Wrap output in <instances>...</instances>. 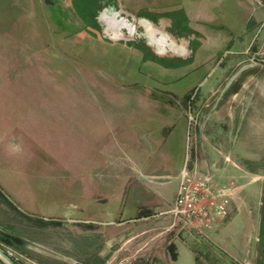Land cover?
<instances>
[{
  "label": "rangeland",
  "instance_id": "1",
  "mask_svg": "<svg viewBox=\"0 0 264 264\" xmlns=\"http://www.w3.org/2000/svg\"><path fill=\"white\" fill-rule=\"evenodd\" d=\"M238 2L0 0V249L13 262L153 264L124 261L113 252L119 231L112 238L108 231L122 202L103 194L98 180L120 185L135 177L147 180L138 171L127 180L123 174L146 160L153 161L144 170L149 174L170 158L183 168L204 169L198 160L209 146L200 135L205 113L197 109L240 46L230 41L202 61L193 56L198 41L189 26H205L202 12L214 25L236 24L247 0ZM103 12L127 23L119 39L105 33ZM141 20L183 52L160 53ZM238 153L254 160L248 165L234 160L240 172L233 179L254 199L253 233L246 234L241 216L232 211L229 224L228 214L194 238L188 255L179 251L170 264H264V152ZM216 157L206 156L210 163ZM173 175L156 177L169 204L159 216L174 206L180 179ZM74 186L84 192L76 195ZM101 201L112 204L116 217L105 213ZM214 232L220 235L216 241ZM162 245L172 259L165 236ZM88 246L93 250L82 251ZM0 264L9 263L0 257Z\"/></svg>",
  "mask_w": 264,
  "mask_h": 264
},
{
  "label": "crops",
  "instance_id": "2",
  "mask_svg": "<svg viewBox=\"0 0 264 264\" xmlns=\"http://www.w3.org/2000/svg\"><path fill=\"white\" fill-rule=\"evenodd\" d=\"M240 1L238 4H241ZM199 15L201 16L199 19L205 22V26L196 27L193 24L189 26L190 36L198 41L193 56H201L202 61H206L212 58L215 51L220 52L230 41H234L235 46H240L239 50H236L222 66L218 83L206 89L197 109L205 113L203 116L205 122L201 124V129L202 131L205 129L206 133L203 134L201 131L200 135L209 146V149L205 150V155L198 160V164L204 166V169L201 168L199 171L209 168L213 176V184L216 186L231 184L229 218L224 222L227 225L232 221L233 211V214L241 216L245 232L251 236L255 221L249 208L254 203V199L243 189L245 185H234V174L240 172L234 165V160L238 163L243 160V165H248L254 160L243 158L238 152H264V0H247L236 24L229 26L214 25L208 15H203V12ZM196 114L200 115L199 112ZM211 136L214 137L212 139L214 142H210ZM236 139L239 141L238 145ZM211 152L217 153V159L210 163L206 156H209ZM202 159L203 163H201ZM116 164L114 168L124 171L125 180L132 177L134 171H138L145 178L148 177L149 182L135 177L130 183L120 185L119 182L112 184L99 178L98 187L103 194H108L110 198H118L122 202L117 213L118 219L114 218L116 215L112 216L113 210L110 206L112 204H108V201L97 203L103 207L105 213L116 220L111 221L114 229L108 231L111 238L114 231H119V246L113 252L121 255L124 261L136 263L141 260L150 261L153 264H161L164 261L169 264L171 261L176 262L179 251L188 255L192 241L204 235V229L200 231L188 229L182 224L171 227L172 208L169 209L168 214L158 215L161 210L169 208V204L166 203L164 193L158 188L161 183H157L159 181L156 180L160 173L174 174L173 176L178 178L183 169V163L176 164L174 159L170 158L165 165L155 166L158 172L150 174L144 171L153 166V161L150 160H146L145 165L141 162L143 169L133 165L122 171V168L118 167L120 163L118 166ZM219 178H222L221 183L218 182ZM70 189H73L77 195L84 192L85 188L74 186ZM126 189L128 191L123 194ZM118 192H120L119 196ZM95 203L92 204L95 205ZM21 212L28 215L24 211ZM28 216L38 218L33 213ZM40 220L46 221L42 218ZM164 236L167 243L171 242L172 259L166 256L168 250L162 245ZM219 236V233L214 232L212 237L216 241ZM89 250H93V246H88L82 251Z\"/></svg>",
  "mask_w": 264,
  "mask_h": 264
},
{
  "label": "built area",
  "instance_id": "3",
  "mask_svg": "<svg viewBox=\"0 0 264 264\" xmlns=\"http://www.w3.org/2000/svg\"><path fill=\"white\" fill-rule=\"evenodd\" d=\"M179 179L176 200L170 211L171 227L182 224L193 230L211 229L228 215L231 184L214 185L209 168L199 171L197 168L184 167L179 173Z\"/></svg>",
  "mask_w": 264,
  "mask_h": 264
},
{
  "label": "bare ground",
  "instance_id": "4",
  "mask_svg": "<svg viewBox=\"0 0 264 264\" xmlns=\"http://www.w3.org/2000/svg\"><path fill=\"white\" fill-rule=\"evenodd\" d=\"M100 19L106 26L105 33L112 40L119 39L120 31H122V29L127 26V23L125 21L123 20L119 21L117 20L115 15L112 16V15L107 14L106 12H103L100 14ZM141 23L146 30V33H147L146 35H147L148 40L150 41V45L155 46L160 53L165 52L166 48L174 51V48L172 49V47L167 44V40H166L167 38L164 37V35L160 34V36L157 37V34L160 32H157L153 25H151L150 23H146L142 20H141ZM132 31L133 29H130V34ZM176 48L177 47H175V49ZM174 52L182 53L183 49L179 51H174Z\"/></svg>",
  "mask_w": 264,
  "mask_h": 264
},
{
  "label": "flooded vegetation",
  "instance_id": "5",
  "mask_svg": "<svg viewBox=\"0 0 264 264\" xmlns=\"http://www.w3.org/2000/svg\"><path fill=\"white\" fill-rule=\"evenodd\" d=\"M155 28V27H154ZM153 28V29H154ZM155 30L158 32L159 30H157L156 28H155ZM132 33V32H131ZM159 34V36H160V34L161 35H164V34H162L161 32L160 33H158ZM158 35H157V37H159ZM164 37H166L167 39V44L168 45H170L171 47H172V49L174 48V51H179V50H181L182 48H180L179 46H176L175 44H174V42L171 40V39H169L166 35H164ZM175 47H177L176 49H175ZM167 50H170V49H168V48H166V51ZM165 51V52H166ZM171 51V50H170Z\"/></svg>",
  "mask_w": 264,
  "mask_h": 264
},
{
  "label": "water",
  "instance_id": "6",
  "mask_svg": "<svg viewBox=\"0 0 264 264\" xmlns=\"http://www.w3.org/2000/svg\"><path fill=\"white\" fill-rule=\"evenodd\" d=\"M0 257L6 260L9 264H15L13 260L0 249Z\"/></svg>",
  "mask_w": 264,
  "mask_h": 264
},
{
  "label": "trees",
  "instance_id": "7",
  "mask_svg": "<svg viewBox=\"0 0 264 264\" xmlns=\"http://www.w3.org/2000/svg\"><path fill=\"white\" fill-rule=\"evenodd\" d=\"M95 14H96V12H93V14H91V20H92V25L95 26V27H97V23H96V19H95Z\"/></svg>",
  "mask_w": 264,
  "mask_h": 264
}]
</instances>
